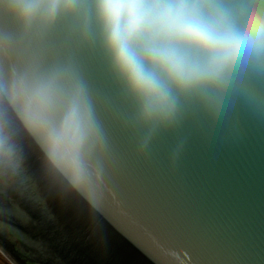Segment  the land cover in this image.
Returning <instances> with one entry per match:
<instances>
[{
  "label": "water",
  "instance_id": "95a60500",
  "mask_svg": "<svg viewBox=\"0 0 264 264\" xmlns=\"http://www.w3.org/2000/svg\"><path fill=\"white\" fill-rule=\"evenodd\" d=\"M9 5L0 253L11 264H264V90L241 76L148 125L111 69L99 15L26 28Z\"/></svg>",
  "mask_w": 264,
  "mask_h": 264
},
{
  "label": "clouds",
  "instance_id": "9594fccd",
  "mask_svg": "<svg viewBox=\"0 0 264 264\" xmlns=\"http://www.w3.org/2000/svg\"><path fill=\"white\" fill-rule=\"evenodd\" d=\"M235 2L240 7L234 13L223 11L219 0H181L151 12L140 4L102 10L105 54L144 123L166 120L183 99L206 97L241 77V57L264 68V8ZM9 8L26 28L43 27L35 0H10ZM66 11L76 10L69 5ZM4 155L13 156V144L7 122L0 121Z\"/></svg>",
  "mask_w": 264,
  "mask_h": 264
},
{
  "label": "snow or ice",
  "instance_id": "6c2138e0",
  "mask_svg": "<svg viewBox=\"0 0 264 264\" xmlns=\"http://www.w3.org/2000/svg\"><path fill=\"white\" fill-rule=\"evenodd\" d=\"M181 0H35L36 7L39 13L43 16H55L60 18L71 5L77 13L88 14L91 18L95 19L97 15H101L103 9L110 5L118 4L126 6L129 4H140L144 6L146 12H151L154 7H168L173 4L179 3ZM184 2H191V0H184ZM264 8V3L261 0H251ZM220 7L226 13H234L240 5L235 0H219ZM239 71L242 76L250 80L255 86L264 90V68H257L251 58L245 59L241 57ZM7 99V92L0 93ZM41 105L48 109L51 113H55L57 106L55 102L49 100L46 89L42 86L40 90ZM6 107L0 104V121H5L8 124V117L6 114ZM50 119H55L58 122V116L50 115ZM9 130V129H8Z\"/></svg>",
  "mask_w": 264,
  "mask_h": 264
},
{
  "label": "rangeland",
  "instance_id": "374dc122",
  "mask_svg": "<svg viewBox=\"0 0 264 264\" xmlns=\"http://www.w3.org/2000/svg\"><path fill=\"white\" fill-rule=\"evenodd\" d=\"M0 264H11V262L0 253Z\"/></svg>",
  "mask_w": 264,
  "mask_h": 264
}]
</instances>
